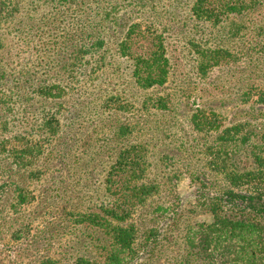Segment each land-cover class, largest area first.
I'll return each mask as SVG.
<instances>
[{
	"label": "rangeland",
	"instance_id": "374dc122",
	"mask_svg": "<svg viewBox=\"0 0 264 264\" xmlns=\"http://www.w3.org/2000/svg\"><path fill=\"white\" fill-rule=\"evenodd\" d=\"M192 2L72 0L65 4L67 13L53 17L46 0H19L13 19L0 21V32L7 37L0 48V66L11 75L8 86L23 95L47 79L66 89L63 97L49 102L27 98L22 115L7 116L8 121L20 120L11 129L25 126L33 139L42 138L45 149L38 158L37 178L2 160L11 170L0 193V264H73L78 256L99 257L107 237L77 222L75 215L106 203L105 173L131 142L144 144L146 176L158 185V192L130 220L139 234L158 228L151 240V264L176 253L187 223L211 220L197 199L221 192L227 184L212 170L210 149L216 150L223 128L241 125L259 133L264 124V29L258 26L264 19V1L247 15H231L216 25L195 19ZM133 22L157 29L165 40L171 66L163 85L139 87L130 59L117 52V42ZM82 33L89 42L101 34L106 43L100 51L93 47L80 53L85 55L80 60L72 50ZM146 44L140 40L138 46ZM195 45L222 46L232 56L201 75ZM159 101L164 108L155 106ZM48 108L58 111L60 125L54 137L44 139L37 132L42 130L32 129ZM196 112L213 114L219 127L195 129L191 117ZM124 127L128 133H122ZM255 135L249 137L252 143ZM248 144L236 147L242 167L252 163ZM15 185L34 195L18 210L10 206ZM142 253L139 260L148 257Z\"/></svg>",
	"mask_w": 264,
	"mask_h": 264
},
{
	"label": "trees",
	"instance_id": "16d2710c",
	"mask_svg": "<svg viewBox=\"0 0 264 264\" xmlns=\"http://www.w3.org/2000/svg\"><path fill=\"white\" fill-rule=\"evenodd\" d=\"M11 1L0 0V21L13 19L16 15L14 13L18 11L19 0L16 3ZM262 1L264 0H193L190 10L195 19L216 25L231 15H247L261 5ZM46 2L50 3L53 11H49V14L56 17L69 11V6L66 7L65 4L72 3V0ZM79 21L77 19V25L76 21L74 23L76 30L80 29ZM258 26L264 29V19L259 20ZM94 39L89 42L82 33L75 39L78 43L72 52L85 54L93 47L100 51L106 40L103 41L101 34ZM140 40H145L147 44L139 47ZM5 41L6 32H0V48ZM117 52L130 59L132 77L139 87L150 88L166 82L171 66L170 58L165 40L157 29L149 26L143 28L141 22L130 23L117 42ZM195 53L197 69L201 75H205L214 66L227 62L232 56L222 46L195 45ZM84 54H80V60L85 58ZM1 67L3 65L0 66V111L6 113L0 119V193H3L7 183L5 176L10 175L11 168L3 166L5 161L2 160H8L20 171L28 169L27 176L37 178L40 176L38 158L45 149L40 142L42 138L33 139L32 132L25 126L16 124L11 129L15 125L12 123L20 120L12 117L8 121L7 116L20 112L22 115L27 98L49 102L63 97L66 89L60 82L40 79L39 83L33 85L30 93L19 95L16 86H8L6 81L11 75H7L6 69L1 70ZM155 106L164 108L165 105L159 101ZM57 113L53 108L43 109L40 123L35 127L37 129L32 130H42L43 132H37L44 134V139L48 135L54 137L60 125ZM191 122L199 131L207 132L219 127L213 114L206 115L202 112L194 113ZM128 132L127 127L122 129V133ZM251 135H255L253 143L249 138ZM50 141L48 139L47 144ZM243 143H249L248 153L252 163L242 167L235 155L236 147ZM217 145L216 150L210 149V164L227 187L214 195L207 192L202 195V199L198 195L197 206L211 213V220L207 223H187L182 243L175 249L176 253L166 257L160 264H264V124L259 133L253 129L249 131L241 125L223 128ZM148 167L143 143H127L119 150L104 177L106 203L99 210L83 211L75 215L77 222L100 229L108 243L102 247L99 257L78 256L73 264H151V240L156 237L158 228H146L139 234L138 228L130 221L136 210L158 192L157 183L149 181L146 176ZM12 192L15 195L10 206L17 210L34 198V195L21 186L15 185ZM143 250L148 257L139 260Z\"/></svg>",
	"mask_w": 264,
	"mask_h": 264
}]
</instances>
